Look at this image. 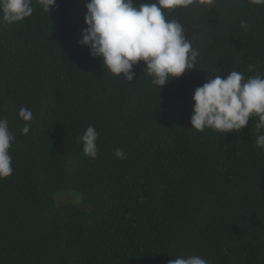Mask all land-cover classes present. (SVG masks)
Segmentation results:
<instances>
[{"label":"trees","instance_id":"1","mask_svg":"<svg viewBox=\"0 0 264 264\" xmlns=\"http://www.w3.org/2000/svg\"><path fill=\"white\" fill-rule=\"evenodd\" d=\"M85 2L56 0L47 14L32 0L31 16L0 23V118L15 135L13 173L0 179V264H264V131L255 116L227 134L190 124L208 79L264 77V5L165 9L198 56L159 89L143 62L128 82L78 43ZM21 108L33 114L27 135ZM89 125L95 159L78 142Z\"/></svg>","mask_w":264,"mask_h":264},{"label":"clouds","instance_id":"2","mask_svg":"<svg viewBox=\"0 0 264 264\" xmlns=\"http://www.w3.org/2000/svg\"><path fill=\"white\" fill-rule=\"evenodd\" d=\"M49 14L56 0H37ZM216 0H153L134 4L133 0H86L82 38L78 43L89 48L92 57H101L103 67L112 75L133 82V66L145 65L144 74L159 89L171 78H178L196 68L197 50L187 39L183 25L166 18L165 9L188 8L194 3L214 5ZM253 5H264V0H249ZM32 0H0V23L12 24L32 15ZM247 21L241 27L247 28ZM249 71L254 66L249 65ZM191 129L203 132L212 129L219 133L239 132L252 117L257 118V131H264V77L256 75L246 81L242 73L231 71L226 78L217 75L194 90ZM18 117L25 124L21 134L27 135L33 118L32 111L21 108ZM98 132L89 125L80 136L82 154L95 159ZM15 135L9 131V121L0 118V179L13 173L9 155ZM257 147L264 148V134L258 135ZM115 156L124 158L120 149ZM169 264H208L199 256L177 257Z\"/></svg>","mask_w":264,"mask_h":264},{"label":"rangeland","instance_id":"3","mask_svg":"<svg viewBox=\"0 0 264 264\" xmlns=\"http://www.w3.org/2000/svg\"><path fill=\"white\" fill-rule=\"evenodd\" d=\"M68 200H72V201L76 202L77 204H80L78 198L75 195L61 194V195L57 196V201L59 203H62V202L68 201Z\"/></svg>","mask_w":264,"mask_h":264}]
</instances>
